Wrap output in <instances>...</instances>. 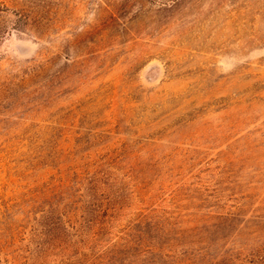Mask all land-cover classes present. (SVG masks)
Wrapping results in <instances>:
<instances>
[{"label": "rangeland", "instance_id": "1", "mask_svg": "<svg viewBox=\"0 0 264 264\" xmlns=\"http://www.w3.org/2000/svg\"><path fill=\"white\" fill-rule=\"evenodd\" d=\"M0 264H264V0H0Z\"/></svg>", "mask_w": 264, "mask_h": 264}]
</instances>
